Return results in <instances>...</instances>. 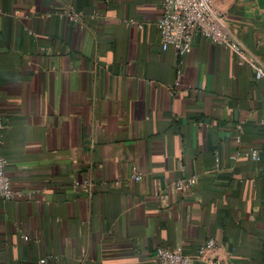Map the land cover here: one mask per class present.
Wrapping results in <instances>:
<instances>
[{"label":"crops","instance_id":"obj_1","mask_svg":"<svg viewBox=\"0 0 264 264\" xmlns=\"http://www.w3.org/2000/svg\"><path fill=\"white\" fill-rule=\"evenodd\" d=\"M163 1L0 0V264H264V78L163 50ZM213 1L264 67V0Z\"/></svg>","mask_w":264,"mask_h":264},{"label":"built area","instance_id":"obj_2","mask_svg":"<svg viewBox=\"0 0 264 264\" xmlns=\"http://www.w3.org/2000/svg\"><path fill=\"white\" fill-rule=\"evenodd\" d=\"M71 16L74 21H78L77 14L71 13ZM156 29L160 34L162 49L167 50L173 47L182 62L191 53L195 40L201 37L214 45L232 51L240 64L255 69L257 79L264 78V67L229 28L225 14L215 9L213 0H164L162 14L156 22ZM4 131L5 123L0 119V200H21L24 198L23 192L13 186L6 172L8 161L2 155ZM247 155L254 160L260 159L259 151L254 149L250 150ZM133 178L138 182L143 178L136 168ZM195 182L193 178L178 180L175 183V189L185 191ZM212 248H214V243L210 241L201 249V254L204 255ZM155 259L156 264H195L194 260L185 255L180 248L160 247L155 252ZM215 264L228 263L217 261Z\"/></svg>","mask_w":264,"mask_h":264}]
</instances>
